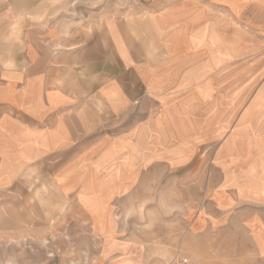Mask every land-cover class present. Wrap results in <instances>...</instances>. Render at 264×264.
<instances>
[{
	"label": "crops",
	"instance_id": "0c3cea01",
	"mask_svg": "<svg viewBox=\"0 0 264 264\" xmlns=\"http://www.w3.org/2000/svg\"><path fill=\"white\" fill-rule=\"evenodd\" d=\"M52 1L0 0V191L13 228L63 264L75 252L96 264L132 171L214 132V158L250 160L262 179L251 224L264 228V0H140L55 28Z\"/></svg>",
	"mask_w": 264,
	"mask_h": 264
},
{
	"label": "rangeland",
	"instance_id": "374dc122",
	"mask_svg": "<svg viewBox=\"0 0 264 264\" xmlns=\"http://www.w3.org/2000/svg\"><path fill=\"white\" fill-rule=\"evenodd\" d=\"M55 4L52 10L59 13L46 22L53 28L79 25L95 11L133 12L143 5L140 0ZM35 21L44 27V19ZM212 136L207 147L201 136L195 147H183L175 157L165 151L164 158H148L146 168L138 165L132 171L127 193L114 200L113 234L108 242L95 243L90 258L95 256L96 264H264V228L251 224L254 214H263L251 198L262 179L249 177L250 160L240 158L237 170L233 158H214L218 132ZM11 203L0 191V264H63L50 242L30 236L23 226L13 228ZM82 256L75 252L67 264L91 262Z\"/></svg>",
	"mask_w": 264,
	"mask_h": 264
}]
</instances>
